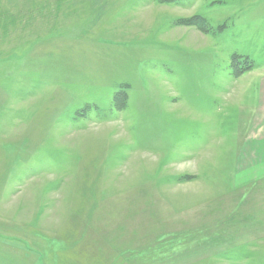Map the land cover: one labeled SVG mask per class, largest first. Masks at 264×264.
Wrapping results in <instances>:
<instances>
[{
	"label": "rangeland",
	"instance_id": "374dc122",
	"mask_svg": "<svg viewBox=\"0 0 264 264\" xmlns=\"http://www.w3.org/2000/svg\"><path fill=\"white\" fill-rule=\"evenodd\" d=\"M0 264H264V0H0Z\"/></svg>",
	"mask_w": 264,
	"mask_h": 264
},
{
	"label": "trees",
	"instance_id": "16d2710c",
	"mask_svg": "<svg viewBox=\"0 0 264 264\" xmlns=\"http://www.w3.org/2000/svg\"><path fill=\"white\" fill-rule=\"evenodd\" d=\"M186 23L194 24L195 26H197V28H199L202 31H209V27L206 25L204 19L202 17H200V16H195L192 19L187 20ZM238 65H239L238 58L235 57V67H234V69H235V73L236 74H240V73H242L243 71H245L247 69V66L239 68ZM119 98L120 99H118V100L120 102L121 101L123 102L125 96L123 95V97H119ZM121 98H122V100H121ZM123 104H124V102H123Z\"/></svg>",
	"mask_w": 264,
	"mask_h": 264
}]
</instances>
